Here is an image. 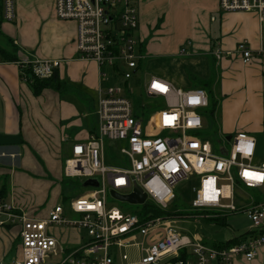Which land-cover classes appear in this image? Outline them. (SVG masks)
Segmentation results:
<instances>
[{"label": "built area", "instance_id": "built-area-1", "mask_svg": "<svg viewBox=\"0 0 264 264\" xmlns=\"http://www.w3.org/2000/svg\"><path fill=\"white\" fill-rule=\"evenodd\" d=\"M139 1L56 0V16L77 23L79 58L95 61L101 78L97 128L86 141L74 144L64 173L67 178H97L99 186H88L71 197L69 210L64 203H56L45 217L30 215L0 197V227H17L21 243L20 254L11 264H117L112 248L129 246L138 235L144 237L143 256L134 264H157L166 259L167 264H233L238 256L252 261L264 252V202L256 203L252 197L243 210L254 233L221 247L174 227L173 219L190 215L141 216L107 205L108 183L111 191L124 194L139 185L147 194L140 205L150 202L172 210L177 188L186 183L196 211L188 213L214 219L240 210L238 188L264 189L260 178L264 176V154L258 155L254 136L238 132L228 139L222 131L216 137L208 136L210 127L205 120L211 103L206 89L184 88L142 70L149 55L137 35ZM220 8L256 12L261 45L253 48L249 41L241 40L235 51L216 48V58L238 54L245 63L264 58V0H220ZM0 10L4 21H14L16 0H0ZM23 54L16 61H7L0 53V64L16 62L25 80L27 66L36 76L47 78L60 65L59 60ZM140 72L145 74L143 81L137 78ZM159 104L163 108L153 110ZM112 142L116 145H109ZM226 142H230L229 148ZM108 151L118 156L119 163L106 161ZM77 227L87 230L89 238L75 246L65 244L54 233L55 228Z\"/></svg>", "mask_w": 264, "mask_h": 264}, {"label": "crops", "instance_id": "crops-1", "mask_svg": "<svg viewBox=\"0 0 264 264\" xmlns=\"http://www.w3.org/2000/svg\"><path fill=\"white\" fill-rule=\"evenodd\" d=\"M55 6L56 0H16V19L0 25L1 36L18 43L22 51L18 50L19 57L24 52L31 58L59 60L57 69L68 84L64 93L46 88L36 94L16 62L0 64V184H9L7 199L30 215L31 207L39 211L46 204L45 210L39 211L43 217L55 205L49 202L50 192L57 196L67 178L65 161L74 144L86 141L97 128L98 123L89 119L87 104L98 103L101 85L98 64L79 58L77 23L59 19ZM139 12L137 35L150 61L165 55L201 59L200 73L209 72L207 78H213V88L220 85L226 96L222 114L227 122L222 132L232 134L234 126L228 120L240 114L246 102L238 130L254 136L260 149L258 136L264 135V58L245 63L238 54L221 59L214 55L216 48L235 51L241 40L249 41L253 48L260 47L258 14L222 11L220 0H140ZM183 49L186 54H181ZM24 191L26 194L20 195ZM251 197L256 203L264 202L260 195ZM27 203L32 206L27 207ZM8 229L18 234L17 227H0V235ZM250 231L246 236L254 233ZM66 244L80 242L77 239ZM9 245L1 243L0 262ZM233 264H264V252L252 261L238 256Z\"/></svg>", "mask_w": 264, "mask_h": 264}, {"label": "rangeland", "instance_id": "rangeland-1", "mask_svg": "<svg viewBox=\"0 0 264 264\" xmlns=\"http://www.w3.org/2000/svg\"><path fill=\"white\" fill-rule=\"evenodd\" d=\"M0 44L4 47L8 46L7 40L0 36ZM150 60V59H149ZM201 59L197 58L196 56H187V57H176V56H160L156 58L155 62L149 61V68L148 70L150 73L158 74L163 77H166L177 85L184 87V88H191L193 85H198L199 83L194 82V79L203 78L206 79L209 75V72L206 74L200 73V65L199 61ZM186 65V67H184ZM190 67V68H189ZM202 70V69H201ZM145 74L140 72L137 75L139 81H143ZM214 89V95L218 100L217 109L214 115L208 113V117L205 120L206 125L210 128L218 129L222 131L224 124L227 122L226 117L223 116L222 112V103L223 100L226 99V96L223 95L221 86L219 85L218 88ZM158 101H162V98H158ZM87 112L90 113L89 119L95 124L98 123L97 117V104L94 101H91L87 104ZM163 108V104H159L155 106L153 110H157ZM247 108L246 102H243L240 114L236 115L235 117L232 116L229 119L228 124H232L234 126L232 130V134H237L240 132L238 127L243 123V112ZM152 110V111H153ZM259 139V148L258 155L262 156L264 151V135L261 137L258 136ZM226 146L230 147V142L225 143ZM109 145L115 146L116 143H110ZM86 178H76L70 177L65 178L64 181L60 184V193L57 196H53V191L49 194V202L52 203H64L66 208L69 210V200L73 196H77L84 192L88 187L84 186V181ZM108 193H107V205L108 207L117 206L120 209L126 211L136 212L141 208L140 204H132L126 201H121L111 194V188L108 183L107 185ZM26 194V191L22 192L20 195ZM258 196L264 198V189H250V188H238L237 189V196H236V204L240 209L238 212L230 213L227 218V225L221 224L218 222L211 221L207 219L205 216L202 215H190L187 217H180L173 219L174 227L177 228L182 233L188 234L190 236L199 235L203 241L212 245L216 241L222 242L232 239L234 237L241 236L242 234L250 231L253 229V225L251 220L249 219L247 212L243 210L244 207L248 206L252 203L251 196ZM191 191L189 187H187L186 183L180 185L177 188V199L171 204V209L174 211L182 210L186 212H193L196 213L195 210L192 208L191 198H192ZM47 203V202H45ZM258 203V202H257ZM27 207L32 206L31 203L26 204ZM46 204L39 207V211L45 210L44 206ZM54 205V204H53ZM33 214L36 216L39 215V211L33 210ZM72 217L76 218L77 216L71 214ZM54 233L61 241L66 243H74L77 241L80 243L85 242L89 238V234L87 230L83 228H55ZM6 234V235H5ZM4 235H0V247L1 243L5 245H9L7 248L8 251L4 254V258L1 260L0 264H9L12 258L16 255L17 250H20L21 243L18 239V234L15 229H8L7 233ZM74 241V242H73ZM144 242V237L142 235H138L137 238L133 241V244L125 247H113L112 253L116 257L117 264H134L139 262L143 256V246L142 243ZM69 245V244H68ZM147 245V243H146ZM72 246V245H70ZM19 252V251H18ZM167 259L163 260L157 264H167Z\"/></svg>", "mask_w": 264, "mask_h": 264}, {"label": "trees", "instance_id": "trees-1", "mask_svg": "<svg viewBox=\"0 0 264 264\" xmlns=\"http://www.w3.org/2000/svg\"><path fill=\"white\" fill-rule=\"evenodd\" d=\"M3 21H4V19H3V16L1 14V10H0V25L2 24ZM1 35L2 34L0 31V36ZM7 42H8V46H6V47H4L0 44V53H1L2 57L7 61L18 60L19 59V55H18L19 48H18V46L15 44V42L12 39L8 38ZM142 50L145 51L143 46H142ZM149 61L150 60L147 59V60L142 62V64H141L142 70L145 71L147 68H149L148 67ZM24 72L26 73L28 81L31 82V85H32L34 92L36 94H40L46 88H52V89H55L57 91H60L61 93H64L65 91L68 90V84L66 81L61 79L60 74H59V70L57 68L54 70L53 74L47 78H40V77L36 76L33 73V70L30 66H27V68H25ZM21 75L23 76L22 73H21ZM194 82L199 83V86L193 85V87H202V88L207 90V92L210 96V103H211L210 104V113L212 115H214L216 112V109H217L218 100L216 99V97L214 95L213 78L212 77H209L206 79L198 78L197 80L194 79ZM218 132H219L218 129L210 128V133L208 134V136L216 137ZM106 161L108 163H112V164L115 163L116 164V163H119L120 160H119L118 156H116V154L108 151L106 153ZM8 192H9V184L7 182H3L2 184H0V197L1 198H7ZM137 212L139 214H141V216H146L147 214L152 213L151 214L152 216H166V217L169 216L172 218H175L177 216L191 215L188 212H181V211L175 212L174 210L165 211V210L158 208L157 206L153 205L150 202H148L145 205H141V208ZM227 218H228V215H222V216H218L217 218L209 219V220L227 225ZM250 232L251 231L244 233L241 236L229 239L227 241L214 243V245L221 247V246H229V245L235 244V243L239 242V240L242 237L246 236ZM19 254H20V251H19L18 255ZM173 261H174V259H173Z\"/></svg>", "mask_w": 264, "mask_h": 264}, {"label": "water", "instance_id": "water-1", "mask_svg": "<svg viewBox=\"0 0 264 264\" xmlns=\"http://www.w3.org/2000/svg\"><path fill=\"white\" fill-rule=\"evenodd\" d=\"M228 139L232 138V135L227 136ZM84 186H99V180L97 178H88L84 181ZM111 194L113 197L126 201L132 204H143L146 201L147 194L144 192L143 188L139 185H136L134 191L128 194L120 193L116 190H112Z\"/></svg>", "mask_w": 264, "mask_h": 264}, {"label": "snow or ice", "instance_id": "snow-or-ice-1", "mask_svg": "<svg viewBox=\"0 0 264 264\" xmlns=\"http://www.w3.org/2000/svg\"><path fill=\"white\" fill-rule=\"evenodd\" d=\"M260 178H261V179H264V176H261Z\"/></svg>", "mask_w": 264, "mask_h": 264}]
</instances>
